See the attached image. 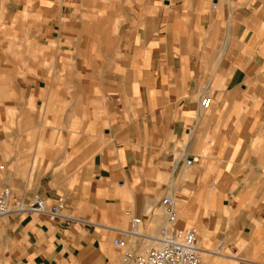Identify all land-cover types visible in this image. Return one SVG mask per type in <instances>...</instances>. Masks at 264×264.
I'll use <instances>...</instances> for the list:
<instances>
[{
	"label": "crops",
	"instance_id": "obj_1",
	"mask_svg": "<svg viewBox=\"0 0 264 264\" xmlns=\"http://www.w3.org/2000/svg\"><path fill=\"white\" fill-rule=\"evenodd\" d=\"M6 187L69 218L5 216L0 264H124L165 197L201 264H264V0H0Z\"/></svg>",
	"mask_w": 264,
	"mask_h": 264
},
{
	"label": "built area",
	"instance_id": "obj_2",
	"mask_svg": "<svg viewBox=\"0 0 264 264\" xmlns=\"http://www.w3.org/2000/svg\"><path fill=\"white\" fill-rule=\"evenodd\" d=\"M211 98L204 97L201 100L203 109L209 108ZM197 157L187 160V165L197 162ZM11 189L6 187L0 191V225L1 220L12 213H44L58 218H69L65 214L67 209L64 198H59L55 203L49 204L42 195H36L32 202L25 203L17 201L11 202ZM174 199L165 197L162 200L167 210V223L160 235L154 240L156 245L150 246L143 251L129 249L128 242L123 238L114 240V245L122 252V262L124 264H201L203 252L199 245V235L195 227H177V212L174 209ZM141 219L132 218V225L129 230H120L122 234L141 237Z\"/></svg>",
	"mask_w": 264,
	"mask_h": 264
},
{
	"label": "bare ground",
	"instance_id": "obj_3",
	"mask_svg": "<svg viewBox=\"0 0 264 264\" xmlns=\"http://www.w3.org/2000/svg\"><path fill=\"white\" fill-rule=\"evenodd\" d=\"M202 252L204 253V250L202 249Z\"/></svg>",
	"mask_w": 264,
	"mask_h": 264
}]
</instances>
